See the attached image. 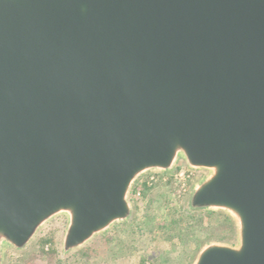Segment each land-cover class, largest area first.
I'll return each mask as SVG.
<instances>
[{"label": "water", "instance_id": "95a60500", "mask_svg": "<svg viewBox=\"0 0 264 264\" xmlns=\"http://www.w3.org/2000/svg\"><path fill=\"white\" fill-rule=\"evenodd\" d=\"M179 161L236 228L193 264H264V0H0V264L57 217L84 248Z\"/></svg>", "mask_w": 264, "mask_h": 264}, {"label": "rangeland", "instance_id": "374dc122", "mask_svg": "<svg viewBox=\"0 0 264 264\" xmlns=\"http://www.w3.org/2000/svg\"><path fill=\"white\" fill-rule=\"evenodd\" d=\"M182 169L187 171L189 168L183 161H179L170 172L147 173L135 182L129 197L131 205L129 220L113 226L101 235L109 237L112 239L111 241L106 242L99 236L84 248L62 256L60 242L66 220L64 217H57L39 231L25 250L5 249L3 264H193L202 246L208 243L235 245L234 222L224 213L217 212L218 215L216 214L210 219L203 218L202 222L194 218L187 219L190 227L185 230L179 244L176 241L173 242L175 247H172L164 236L154 234L153 223L139 224L147 211L146 208H148L154 191L168 194L172 204H178L187 209V198L193 186L204 176V173L187 171L191 174L186 179V186L182 189L175 178L176 173ZM150 176L155 178L161 176L166 181H159L157 188L149 191L143 197L141 185ZM133 190L136 191L135 195L132 194ZM153 211L155 212L154 209H151L152 213ZM155 213L163 214L161 209ZM226 217L230 220L226 221ZM132 219H134V223H131ZM151 222H154V218H151ZM138 225L141 227L140 230L137 228ZM193 240H196V244L191 246Z\"/></svg>", "mask_w": 264, "mask_h": 264}, {"label": "trees", "instance_id": "16d2710c", "mask_svg": "<svg viewBox=\"0 0 264 264\" xmlns=\"http://www.w3.org/2000/svg\"><path fill=\"white\" fill-rule=\"evenodd\" d=\"M159 181L161 180H158L156 183H153L151 185H147L144 182L141 185L142 186L141 187L142 196L145 197L149 191L157 188ZM135 193L136 191L133 190L132 194L135 195ZM149 202L150 203H148V208H146L147 211L139 224L146 225L148 222L153 223L154 234L164 236L171 243L172 247L176 246L174 245L175 243L173 244V242L176 241L179 244V242L182 241L185 230L187 229V227H190V225L186 221L187 219L194 218L195 220L201 221L203 218L210 219L211 217H214L216 214L218 215L217 212L191 213L189 209H186L183 206H180L178 204H175V205L172 204V201L170 200L168 194H161L155 191L153 193L152 199H150ZM151 209H154L155 212L158 209H161L163 214L157 215L154 211L152 213ZM151 218H154V222H151ZM226 218H227L225 219L226 221L230 220L228 219V217ZM133 221L134 219L131 220V223ZM137 228L138 230L141 229L139 225L137 226ZM100 238L105 239L106 242L112 240L107 236H101ZM195 244H196V240H193L191 242V246Z\"/></svg>", "mask_w": 264, "mask_h": 264}, {"label": "built area", "instance_id": "2783aa9c", "mask_svg": "<svg viewBox=\"0 0 264 264\" xmlns=\"http://www.w3.org/2000/svg\"><path fill=\"white\" fill-rule=\"evenodd\" d=\"M186 169H182L179 170L178 173H176L175 178L178 180V182L180 183V186L182 187V189L186 186L185 182L186 179L189 178V174L191 173H187V171H191L193 173L197 172L195 170H190L188 169L187 171H185ZM154 174V173H153ZM158 180H161V182H165L166 180L160 177L155 178L154 176H150L147 179H145V183L147 185H151L153 183H156Z\"/></svg>", "mask_w": 264, "mask_h": 264}]
</instances>
